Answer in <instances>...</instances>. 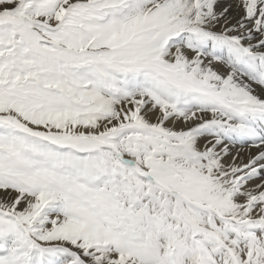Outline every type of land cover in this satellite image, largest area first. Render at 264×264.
<instances>
[{"label":"snow or ice","instance_id":"1","mask_svg":"<svg viewBox=\"0 0 264 264\" xmlns=\"http://www.w3.org/2000/svg\"><path fill=\"white\" fill-rule=\"evenodd\" d=\"M0 264H264V0H0Z\"/></svg>","mask_w":264,"mask_h":264}]
</instances>
